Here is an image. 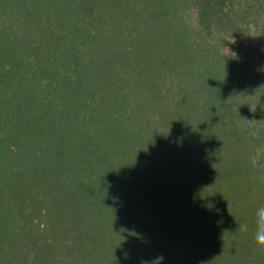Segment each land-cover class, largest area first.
I'll use <instances>...</instances> for the list:
<instances>
[{
	"label": "trees",
	"instance_id": "1",
	"mask_svg": "<svg viewBox=\"0 0 264 264\" xmlns=\"http://www.w3.org/2000/svg\"><path fill=\"white\" fill-rule=\"evenodd\" d=\"M261 206L264 0H0V264H264Z\"/></svg>",
	"mask_w": 264,
	"mask_h": 264
},
{
	"label": "clouds",
	"instance_id": "2",
	"mask_svg": "<svg viewBox=\"0 0 264 264\" xmlns=\"http://www.w3.org/2000/svg\"><path fill=\"white\" fill-rule=\"evenodd\" d=\"M245 230L247 226H242ZM255 243L258 247L264 248V206L258 207L256 210V231H255ZM144 264V262H142Z\"/></svg>",
	"mask_w": 264,
	"mask_h": 264
}]
</instances>
